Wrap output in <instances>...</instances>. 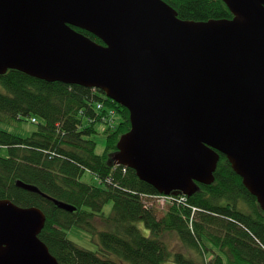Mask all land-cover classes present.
I'll return each instance as SVG.
<instances>
[{"label": "water", "instance_id": "95a60500", "mask_svg": "<svg viewBox=\"0 0 264 264\" xmlns=\"http://www.w3.org/2000/svg\"><path fill=\"white\" fill-rule=\"evenodd\" d=\"M221 1L231 20H182L163 0H0V76L98 90L125 108L114 165L158 194L191 197L223 155L264 212V0ZM45 221L0 200V264H59L39 239Z\"/></svg>", "mask_w": 264, "mask_h": 264}, {"label": "trees", "instance_id": "16d2710c", "mask_svg": "<svg viewBox=\"0 0 264 264\" xmlns=\"http://www.w3.org/2000/svg\"><path fill=\"white\" fill-rule=\"evenodd\" d=\"M163 1L182 20L232 19L221 0ZM77 31L101 44L93 35ZM112 114L114 128L105 122ZM32 119L34 132L13 133L19 123ZM0 123L17 126L12 132L0 128V200L42 210L46 221L39 239L59 264H165L171 258L174 264H264V212L223 155L213 183L198 185L187 198L194 212L169 205L159 215L144 199L158 196L157 191L133 170L114 165L116 145L130 129L129 113L100 91L47 83L11 70L0 76ZM97 123L105 126L102 154H96L92 139ZM17 181L76 210L63 211L17 188ZM109 203L112 209L106 216L103 209ZM96 221L102 229L96 228ZM138 223L148 235H142ZM70 232L89 235L96 250L70 241ZM168 235L197 251L199 261L197 256L172 254L165 241Z\"/></svg>", "mask_w": 264, "mask_h": 264}, {"label": "rangeland", "instance_id": "374dc122", "mask_svg": "<svg viewBox=\"0 0 264 264\" xmlns=\"http://www.w3.org/2000/svg\"><path fill=\"white\" fill-rule=\"evenodd\" d=\"M117 118H118V116H117ZM114 119L116 120V116L113 117V114H112L110 119L105 120V122L108 124V126L110 128H112V127L114 128L116 125V124H114V121H113ZM19 124H20V126L17 128L18 131L13 132V133H20V134L25 135V134H29V133H32L35 131V125L34 124L25 123V122L19 123ZM8 125L6 126V125H3V123H0V128L6 129L9 132H12L15 130L14 128L17 127L15 124H12V123L9 126ZM95 130H96V133L92 135V139L96 142L95 152H96V154H102V152L104 151V148H105V140H106L105 134H104L105 126L100 124V123H97V124H95ZM6 153H7L6 150L1 151V154L3 156H5ZM83 178L86 180L88 179L87 176H84ZM169 196H172V195H169ZM178 196H182V195H178ZM155 197H167V196L159 194L158 196H155ZM174 197H177V196H174ZM186 198H188V197H186ZM145 202L148 205V207H152L153 209L157 210L159 215H162V213H164V211L167 210V208L169 207V205L162 204L157 198L146 197ZM180 204L181 205H177L175 203H172L170 206L185 205V206H182L181 208H188V210L193 211L189 207H186V205H187L186 202H182ZM111 209H112L111 203L105 205V207L103 209L104 214L106 216H108L111 213ZM94 225H96V228L98 230L103 228L101 222H99V221H96L94 223ZM137 227L140 229L142 235H144V236L148 235V231L144 228L142 223H138ZM67 236H68V239L70 241L74 242L76 245H78L81 248L91 250V251L96 250V245L92 242L91 237L89 235L85 234L84 232H78V233L70 232L67 234ZM165 241L168 244V248L171 250L170 252L172 254H174L176 252H181L187 258L195 259L196 256L198 257L197 251H194L193 249L182 245V243L179 241V239H177V237H174L173 235L165 236ZM204 256H205L206 260L209 259L208 255L204 254ZM197 261H199V257H198ZM165 264H174L173 259L171 258L170 261L166 262Z\"/></svg>", "mask_w": 264, "mask_h": 264}, {"label": "built area", "instance_id": "2783aa9c", "mask_svg": "<svg viewBox=\"0 0 264 264\" xmlns=\"http://www.w3.org/2000/svg\"><path fill=\"white\" fill-rule=\"evenodd\" d=\"M99 108V106H98ZM36 122V119H32L31 123L34 124ZM147 196L144 197L146 199ZM151 198H157L162 204L164 205H171L172 203H175L177 205H181L180 203L186 202L187 203V198L185 196H167V197H151ZM185 206V205H182ZM186 207H189L186 205ZM193 212L195 211L194 208H192Z\"/></svg>", "mask_w": 264, "mask_h": 264}]
</instances>
